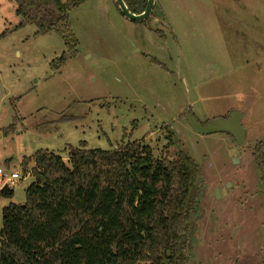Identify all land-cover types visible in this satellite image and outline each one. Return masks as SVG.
<instances>
[{"label": "rangeland", "instance_id": "rangeland-1", "mask_svg": "<svg viewBox=\"0 0 264 264\" xmlns=\"http://www.w3.org/2000/svg\"><path fill=\"white\" fill-rule=\"evenodd\" d=\"M15 7L0 0V167L20 178L0 197V225L33 181L23 158L48 150L66 162L80 142L142 141L200 168L187 264H264V190L251 155L264 138V0H156L143 22L114 0H87L68 13L77 46L61 64V37L18 26ZM187 110L200 123L245 111V143L196 134Z\"/></svg>", "mask_w": 264, "mask_h": 264}, {"label": "trees", "instance_id": "trees-1", "mask_svg": "<svg viewBox=\"0 0 264 264\" xmlns=\"http://www.w3.org/2000/svg\"><path fill=\"white\" fill-rule=\"evenodd\" d=\"M11 1L18 26L61 37L66 53L59 64L75 55L68 13L87 0ZM123 1L138 14L147 0ZM66 149V162L48 150L23 158L33 181L23 204L1 210L0 264H187L191 206L203 187L190 156H156L142 141ZM251 155L264 190V138ZM12 195L9 186L1 188L0 197Z\"/></svg>", "mask_w": 264, "mask_h": 264}, {"label": "water", "instance_id": "water-1", "mask_svg": "<svg viewBox=\"0 0 264 264\" xmlns=\"http://www.w3.org/2000/svg\"><path fill=\"white\" fill-rule=\"evenodd\" d=\"M116 7L122 16L130 21L143 22L151 15L155 0H147L144 10L141 13H131L123 0H114ZM242 113L238 110L232 111L226 119L214 118L209 120L206 124L200 123L197 118L188 110L185 112L186 121L190 129L199 135H210L217 133H224L230 135L237 146L245 143L246 132L241 124ZM235 162L236 159H233ZM194 238L191 239V243Z\"/></svg>", "mask_w": 264, "mask_h": 264}, {"label": "built area", "instance_id": "built-area-1", "mask_svg": "<svg viewBox=\"0 0 264 264\" xmlns=\"http://www.w3.org/2000/svg\"><path fill=\"white\" fill-rule=\"evenodd\" d=\"M19 178L20 176L17 172L7 173L0 167V189L4 186H10L11 184H14Z\"/></svg>", "mask_w": 264, "mask_h": 264}, {"label": "crops", "instance_id": "crops-1", "mask_svg": "<svg viewBox=\"0 0 264 264\" xmlns=\"http://www.w3.org/2000/svg\"><path fill=\"white\" fill-rule=\"evenodd\" d=\"M156 1V0H155ZM232 109V108H231ZM194 115V114H193ZM245 116V111H242V116H241V124L243 125V127L245 128V132H246V137H247V134L249 132V127L247 128L246 125L242 122L243 118ZM218 118H222V116H219ZM248 126V125H247Z\"/></svg>", "mask_w": 264, "mask_h": 264}, {"label": "flooded vegetation", "instance_id": "flooded-vegetation-1", "mask_svg": "<svg viewBox=\"0 0 264 264\" xmlns=\"http://www.w3.org/2000/svg\"><path fill=\"white\" fill-rule=\"evenodd\" d=\"M230 114V113H229ZM228 135V134H227ZM230 136V135H229Z\"/></svg>", "mask_w": 264, "mask_h": 264}]
</instances>
